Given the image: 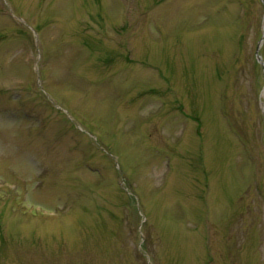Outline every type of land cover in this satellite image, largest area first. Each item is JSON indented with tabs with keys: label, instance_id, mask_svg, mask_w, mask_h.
I'll return each mask as SVG.
<instances>
[{
	"label": "rangeland",
	"instance_id": "374dc122",
	"mask_svg": "<svg viewBox=\"0 0 264 264\" xmlns=\"http://www.w3.org/2000/svg\"><path fill=\"white\" fill-rule=\"evenodd\" d=\"M260 0H0V264H264Z\"/></svg>",
	"mask_w": 264,
	"mask_h": 264
},
{
	"label": "water",
	"instance_id": "95a60500",
	"mask_svg": "<svg viewBox=\"0 0 264 264\" xmlns=\"http://www.w3.org/2000/svg\"><path fill=\"white\" fill-rule=\"evenodd\" d=\"M261 1H262V3H263V6H264V2H263V0H261ZM263 35H264V33L262 34V36H261V38H260V40H259V42H258V45L256 46V49H255V56H256L257 61H258L260 64H262V61H261L260 56H259V54H258V49H259V45H260V43H261V41H262ZM263 116H264V111H263Z\"/></svg>",
	"mask_w": 264,
	"mask_h": 264
},
{
	"label": "trees",
	"instance_id": "16d2710c",
	"mask_svg": "<svg viewBox=\"0 0 264 264\" xmlns=\"http://www.w3.org/2000/svg\"><path fill=\"white\" fill-rule=\"evenodd\" d=\"M255 65H258V64L255 62Z\"/></svg>",
	"mask_w": 264,
	"mask_h": 264
}]
</instances>
